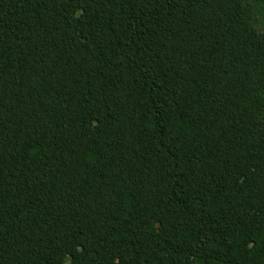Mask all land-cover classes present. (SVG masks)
Returning a JSON list of instances; mask_svg holds the SVG:
<instances>
[{"label":"trees","instance_id":"obj_1","mask_svg":"<svg viewBox=\"0 0 264 264\" xmlns=\"http://www.w3.org/2000/svg\"><path fill=\"white\" fill-rule=\"evenodd\" d=\"M0 264H264V0H0Z\"/></svg>","mask_w":264,"mask_h":264}]
</instances>
